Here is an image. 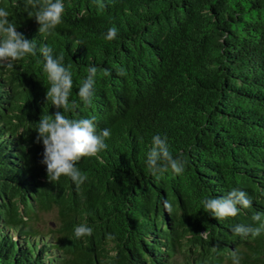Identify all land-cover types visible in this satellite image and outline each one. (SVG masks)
Returning <instances> with one entry per match:
<instances>
[{
    "label": "trees",
    "instance_id": "obj_1",
    "mask_svg": "<svg viewBox=\"0 0 264 264\" xmlns=\"http://www.w3.org/2000/svg\"><path fill=\"white\" fill-rule=\"evenodd\" d=\"M63 22L40 34L27 0H0L17 31L70 66L72 118L96 117L107 149L77 165L87 180L47 177L38 122L43 58L0 68V264H264V234L237 224L264 214V0H64ZM118 35L108 40V30ZM98 68L92 104L78 89ZM123 68L126 75H118ZM107 73V74H105ZM167 137L177 175L147 168L152 137ZM237 188L252 206L217 220L201 201ZM164 201H168L171 212ZM55 209V228L36 226ZM93 229L77 239L78 225Z\"/></svg>",
    "mask_w": 264,
    "mask_h": 264
},
{
    "label": "clouds",
    "instance_id": "obj_2",
    "mask_svg": "<svg viewBox=\"0 0 264 264\" xmlns=\"http://www.w3.org/2000/svg\"><path fill=\"white\" fill-rule=\"evenodd\" d=\"M27 4L36 9L34 18L39 25L40 34L50 35L63 22L66 8L64 0H27ZM100 8L104 7L102 0H97ZM118 30L112 27L108 30L106 38L113 40ZM43 58V72L46 73L49 87L46 98L50 100L57 111L44 116L38 122L37 142L43 144V159L46 165L49 182L58 181L61 176L70 178L77 187L82 185L87 176L77 167L83 158H99V154L107 149L106 139L111 133L108 129L97 131L96 117L72 118L66 113L76 110V103H70L73 88V76L70 66H65L64 56H54L52 49L47 45L37 48L34 40L27 39L23 33L17 31V25L9 19V12L0 7V68H12L14 62L27 56L35 57L37 53ZM98 74L96 66L88 68V74L78 89L80 101L90 106L94 95L93 88ZM107 74V73H105ZM118 75H126L123 68L117 70ZM186 161L174 158L169 151L167 137L154 135L152 146L147 154V168L149 173L159 179L160 175L169 169L177 175L185 170ZM204 212L217 220L237 217L242 209L252 206V200L243 190L233 188L226 195L220 197H206L201 201ZM165 209L169 212L172 206L164 201ZM258 226H245L237 224L232 231L242 239L251 236L253 239L264 234V214L256 213L252 217ZM93 229L81 224L75 227L74 234L77 239L91 236ZM232 264H240V256L236 251L230 254Z\"/></svg>",
    "mask_w": 264,
    "mask_h": 264
},
{
    "label": "rangeland",
    "instance_id": "obj_3",
    "mask_svg": "<svg viewBox=\"0 0 264 264\" xmlns=\"http://www.w3.org/2000/svg\"><path fill=\"white\" fill-rule=\"evenodd\" d=\"M58 223L57 212L52 209L48 212H40L37 223L34 224L40 230H48L55 228ZM228 264V263H226Z\"/></svg>",
    "mask_w": 264,
    "mask_h": 264
}]
</instances>
